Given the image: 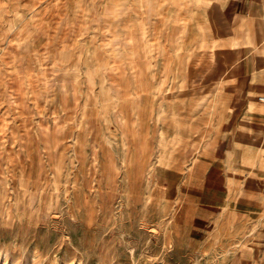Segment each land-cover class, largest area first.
<instances>
[{
  "label": "rangeland",
  "instance_id": "374dc122",
  "mask_svg": "<svg viewBox=\"0 0 264 264\" xmlns=\"http://www.w3.org/2000/svg\"><path fill=\"white\" fill-rule=\"evenodd\" d=\"M223 2L0 0V264H264V57Z\"/></svg>",
  "mask_w": 264,
  "mask_h": 264
},
{
  "label": "crops",
  "instance_id": "0c3cea01",
  "mask_svg": "<svg viewBox=\"0 0 264 264\" xmlns=\"http://www.w3.org/2000/svg\"><path fill=\"white\" fill-rule=\"evenodd\" d=\"M223 4L231 35L237 41L238 55H245V47L250 46L264 57V0H224ZM253 78L255 83L264 86V69Z\"/></svg>",
  "mask_w": 264,
  "mask_h": 264
},
{
  "label": "built area",
  "instance_id": "2783aa9c",
  "mask_svg": "<svg viewBox=\"0 0 264 264\" xmlns=\"http://www.w3.org/2000/svg\"><path fill=\"white\" fill-rule=\"evenodd\" d=\"M258 99L261 103H264V96H259Z\"/></svg>",
  "mask_w": 264,
  "mask_h": 264
}]
</instances>
